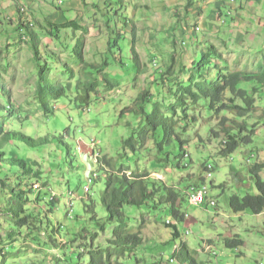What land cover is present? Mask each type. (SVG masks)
Masks as SVG:
<instances>
[{
    "label": "rangeland",
    "instance_id": "1",
    "mask_svg": "<svg viewBox=\"0 0 264 264\" xmlns=\"http://www.w3.org/2000/svg\"><path fill=\"white\" fill-rule=\"evenodd\" d=\"M103 1L34 0L28 3L0 0V46L5 51L0 59V66L16 105L26 111L22 112L24 115L21 119L25 120L26 116L32 118L26 121L29 127L25 131L36 137L64 135L66 143L54 139L44 152V148L30 150L34 152L31 156L38 157L42 162L40 167L44 173L43 179L32 183L35 192L39 190L41 197L45 199L36 205L41 218L48 212L43 222L45 229L38 223L35 224L36 233H32L33 229L28 231L23 228L17 231L16 237L19 239L12 242L10 235L14 226L7 219L9 214H0V264H89V254L82 253L79 248L85 241L80 235L85 234L83 236H88V240L95 236L96 246L108 245L107 240L113 237V228L117 223L109 222L101 199V193L106 188L105 169L110 167L98 163V155L102 159L108 157L113 160L114 168H119L123 163L133 169L139 165L144 170L147 166L152 176L167 178L169 184L180 183L182 188L195 182L199 185L205 183L209 187L210 200H214L216 205L185 204L187 220L178 223V229L186 242L192 249L198 250V257L205 264H264V212L260 215H255L250 210L235 212L228 203V198L233 195L257 193L250 167L257 161L264 160L263 124L259 126V136L252 146L241 147L225 158L217 153L219 140L212 135L213 130L217 129L218 119L205 108L202 113L198 111L200 120L185 137L190 140L187 151L191 155L183 162L185 168L174 170L170 164L166 168L169 174L162 168L151 169L149 160L154 158L155 150L142 149L140 156L129 150L128 156L120 159V154L124 152V140L132 132L129 123L133 127L138 126L139 117L128 110L137 105L136 100L141 92L147 89L153 92L146 99L152 100L145 104L147 111H151L157 101L164 102L163 108L167 110L176 101L174 93L178 82L184 80L187 83L193 59L201 50H207V44H216L222 52L223 60L217 61L220 66L227 65L233 70L257 71L264 64V41L259 37L252 39L248 34L245 35L246 40H242L235 33L228 40L227 31L218 27L223 15L215 14L218 7L209 4V0H195L190 11L186 9L187 0H127L124 2V10L119 12L118 20L123 23L122 20L129 17L138 21L136 49L140 55V66L134 64L132 51L125 46L123 57L130 72L121 75L120 71L114 73L120 80L119 87L110 91L101 88L100 94L92 96V103L86 109L77 106L75 93L71 92L69 97L58 102L55 114L43 116L33 97L37 69L32 42L25 35V30L19 29V25L23 21L33 22L34 29L42 36V47L49 46L52 51L60 54L63 61L68 60L70 65H75L71 50L78 36L74 30L69 29L61 35V39H56L47 36L38 26V22L44 23L47 20L62 22L75 19L81 27L80 31H76L78 35L84 27L88 28L84 39L86 58L96 61L99 59L97 53L105 47L102 38L106 37L96 27L99 25L105 30V16L95 13L99 9L95 3ZM20 4L25 8L22 14L19 11ZM56 5L61 6V11L57 10ZM106 5V2L103 3L101 9L105 10ZM256 21L254 26L264 29V25L259 20ZM152 54L162 56L159 61L161 65L171 66L166 75L170 80H166L168 87L165 89L153 84L160 75L153 67L155 61ZM139 69L144 72L139 73ZM17 151L19 155L27 157L29 149ZM204 165L214 166L215 169L209 172ZM94 174L99 177L93 178ZM261 175L264 179V171ZM35 192L34 196L40 193ZM53 195L59 202L51 209L45 201ZM5 207L2 198L0 208ZM126 213L134 219L133 222L142 215L150 221L143 229L145 242L138 251L140 258L151 256L153 251L149 247L165 242L170 231L175 230L156 223V219L163 218L165 211L150 210L148 206L138 208L128 205ZM93 217L106 224L105 231L97 226ZM141 222L138 219V225ZM51 232L57 234L49 237ZM237 235L243 238L244 245L235 249L226 247L225 238ZM52 237H55L54 241ZM161 250L166 259L172 257L171 246L165 245ZM162 262L179 264L172 259Z\"/></svg>",
    "mask_w": 264,
    "mask_h": 264
},
{
    "label": "trees",
    "instance_id": "2",
    "mask_svg": "<svg viewBox=\"0 0 264 264\" xmlns=\"http://www.w3.org/2000/svg\"><path fill=\"white\" fill-rule=\"evenodd\" d=\"M57 1L61 2V0ZM125 1L127 0H104L103 3L107 4L106 11L101 9L103 3H95L99 7L95 13H102L105 16V21L103 20L105 30L101 28L102 26L96 27L106 37V39L102 38L105 47L99 54L97 53L99 59L96 61L86 58L84 39L88 28L84 27L78 35L77 32L81 27L75 19L62 22L50 20L44 23L38 22L39 28L50 38L61 39L63 33L69 29L74 30L75 35L78 36L71 50V58L75 65H70L68 60L63 61L60 54L52 51L49 46L42 47V36L34 29L33 22L23 21L19 25V29L25 30V35L32 42L33 59L37 69L36 90L33 97L43 116L55 114L58 102L69 97L71 92L75 93L77 106L86 109L92 103V96L100 94L101 88L110 91L119 87L120 80L114 76V73L120 71L121 75L130 72L123 57L125 46L130 47L134 64L140 66V55L136 49L138 21L129 17L122 20L123 23L118 20L119 12L125 8ZM194 4L195 0H187V11H190ZM22 5L20 4L19 8L21 14L25 11ZM56 8L61 11L60 5H56ZM207 45V50H201L193 59L187 75V83L184 80L178 82L174 93L176 101L167 110L163 108L164 102L157 101L151 111H147L145 104L152 100L146 101V99L152 91L147 89L140 93L136 100L137 105L128 110L139 117L138 126L133 127L129 123L132 132L124 140V152L120 154V159H125L129 150L139 156L142 149L155 150L154 158L149 160L151 169L162 168L166 170V174H169L167 167L170 164L174 170L185 168L184 160L191 157L187 151L190 140L185 137L189 135L195 123L199 122L198 111L202 113L205 108L218 119L217 129L213 130L212 135L219 140L217 152L219 155L228 158L241 147H249L255 143L259 136V126L264 125V64L257 71L233 70L227 65L222 67L217 63L223 60V54L218 46L214 43ZM4 53V48L0 46V59ZM151 56L155 61L153 67L160 75L158 81L153 84L157 88L163 86L165 89L168 87L166 80H170L166 75L169 74L171 66L161 65L159 61L162 56L156 54ZM141 72L144 71L139 69V73ZM0 97L2 100H0V195H2L0 201L3 198L6 205L5 209L0 208V214H9L7 219L14 226L10 235V240L13 242L19 239L16 237L17 231L23 228L34 231L37 228L35 224L38 223L45 229L43 222L48 216L47 212L45 217L41 218V212L36 208V205L41 204L45 199L41 197L39 190L35 192L32 181L42 180L44 173L40 167L42 162L38 157L31 156L34 152L30 150L44 148L42 150L44 152L45 148L55 141L54 139L66 143L64 135L36 137L26 133L25 129L29 127L26 121L32 118L26 116L25 120L21 119L24 115L22 112L26 113V111L16 105L1 66ZM22 148L29 149L27 157L19 155L17 150ZM97 158L98 163L110 167L105 169L106 188L101 193V199L109 222L117 225L113 228V237L107 240L106 247L96 246L95 236L88 240V236H83L85 234L80 235L85 241L79 245V248L82 253L89 254V264H162L163 260L170 261V259L179 264H205L199 260L198 250L189 246L178 229V223L187 220L185 204L189 202L188 190L193 184L199 185L198 182L182 188L180 183L169 184L167 178L152 176L147 166L144 170L139 165L133 169L123 163L119 168H114L113 160L108 157ZM204 167L209 172L215 169L214 166L204 165ZM263 171L264 160L252 164L250 172L257 193L246 196L236 194L229 197L228 203L233 211L250 210L255 215L264 212V179L261 175ZM44 184L47 186L46 181ZM34 192L40 193L34 196ZM58 202L55 195L45 201L51 209ZM128 205L138 208L148 206L150 210L165 211L163 218L156 219V223L175 229L170 231L165 242L149 247L153 251L149 257L140 258L138 251L143 248L145 242L143 229L150 221L142 215L138 218L142 220L139 225L138 219L133 222L134 219L126 213ZM93 220L102 231H105V223L98 221L96 217H93ZM1 222L0 220V224ZM33 231L32 233H36ZM55 233L57 234L51 232L49 237ZM51 239L54 241L55 237ZM165 245L173 249L170 259H166L162 250L160 251ZM225 245L232 249L239 248L244 245V240L239 235L229 236L225 238Z\"/></svg>",
    "mask_w": 264,
    "mask_h": 264
},
{
    "label": "crops",
    "instance_id": "3",
    "mask_svg": "<svg viewBox=\"0 0 264 264\" xmlns=\"http://www.w3.org/2000/svg\"><path fill=\"white\" fill-rule=\"evenodd\" d=\"M18 2H28L34 0H17ZM46 1V0H44ZM56 1V0H55ZM213 6L218 7L215 14L223 16L219 21V28L227 31L229 40L233 33L236 37L246 40L245 35L251 38L259 37L264 41V29H258L254 23L264 25V0H209ZM221 12V13H219ZM244 35V36H241Z\"/></svg>",
    "mask_w": 264,
    "mask_h": 264
},
{
    "label": "clouds",
    "instance_id": "4",
    "mask_svg": "<svg viewBox=\"0 0 264 264\" xmlns=\"http://www.w3.org/2000/svg\"><path fill=\"white\" fill-rule=\"evenodd\" d=\"M99 156V155H98ZM97 156V157H98ZM102 158V157H101ZM99 177V175H97V174H94V177L93 178H98ZM90 180H92V179H90ZM39 185H37V187H38ZM87 190H89V187H87ZM199 190H204L205 191V194H204V197H203V200H202V202L201 203H199V204H194V203H192L191 202V195H192V193L193 192H195V191H199ZM188 200H189V202H190V204H192V205H197V206H201V205H208V204H211V205H216V202L214 201V200H210V197H209V187L205 184V183H203L202 185H195V184H193L190 188H189V190H188ZM187 233H190V231H188ZM229 237V236H228ZM227 238V237H226ZM224 244H225V241H224ZM200 246H202V244L200 245ZM211 253H213L212 251H211ZM214 254H216L215 253V251H214ZM199 255V254H198ZM199 258V257H198ZM200 260V259H199ZM201 261V260H200Z\"/></svg>",
    "mask_w": 264,
    "mask_h": 264
},
{
    "label": "built area",
    "instance_id": "5",
    "mask_svg": "<svg viewBox=\"0 0 264 264\" xmlns=\"http://www.w3.org/2000/svg\"><path fill=\"white\" fill-rule=\"evenodd\" d=\"M205 191L204 190H199V191H195L192 193L191 195V202L194 204H199L202 202L203 197H204Z\"/></svg>",
    "mask_w": 264,
    "mask_h": 264
}]
</instances>
